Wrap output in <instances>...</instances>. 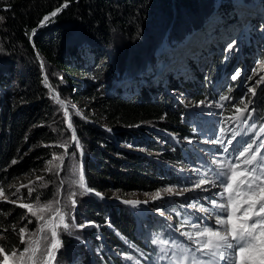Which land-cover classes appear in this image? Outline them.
<instances>
[{"label": "trees", "instance_id": "1", "mask_svg": "<svg viewBox=\"0 0 264 264\" xmlns=\"http://www.w3.org/2000/svg\"><path fill=\"white\" fill-rule=\"evenodd\" d=\"M65 3L67 7L39 28L45 16L50 17ZM254 9L250 26L256 33L264 32V0H0V187L5 189L21 176L38 171L60 150L58 144L65 137L69 145L72 142L65 116L62 137L58 136L53 118L58 112L63 114V108L44 85L39 57L48 83L69 102L71 130L79 141V147L70 152L75 153L84 183L92 190L79 199L77 212L85 225H91L87 238L95 256L72 255L75 238L61 227L62 246L53 264H147L156 259L159 251L152 239L170 240L173 232L158 227L150 234L137 232L134 221L120 208L106 205L105 193H147L181 183L153 154L178 166L185 160L182 148L188 146L171 143L162 148V138L150 139L143 133L144 125L183 140L192 138L195 126L189 125L170 92L192 90L194 100L221 102L220 95L227 91L213 87L215 76L221 74V67L228 70L231 65L220 66L219 50L233 40L237 28L243 30L239 13ZM207 36L214 38L215 44L208 45L213 59L201 72L183 80L181 74L195 66L186 62L179 67L176 57L194 38ZM223 38L231 40L221 44ZM245 63L249 65L251 60ZM52 66L61 68L67 78L75 71L87 74L83 86L74 87L66 80L59 84L50 74ZM230 95V102L222 101L225 115L242 96L240 92ZM70 98L88 100L98 118H80ZM250 107L256 109L254 121L264 123V94ZM100 117L106 126L99 124ZM140 146L153 154L135 151ZM13 160L17 163L12 164ZM39 196L53 197L50 191H41ZM180 202H174L172 208L179 213L177 223L181 225L190 217L178 206ZM65 205L63 201V208ZM8 211L7 206L0 207V235L6 237L0 244L10 253L25 246L11 229L15 224L18 232L20 211ZM27 227L35 231L36 221ZM125 255L134 260L124 259Z\"/></svg>", "mask_w": 264, "mask_h": 264}, {"label": "rangeland", "instance_id": "2", "mask_svg": "<svg viewBox=\"0 0 264 264\" xmlns=\"http://www.w3.org/2000/svg\"><path fill=\"white\" fill-rule=\"evenodd\" d=\"M251 12H238V19H241V25L242 26V33H240V28L236 30L235 34L231 39H233L230 43H228L231 39L225 40V38L222 39L220 42L221 44H226L227 46H222L219 52L222 53V66L223 64L228 63L230 68L228 70H225V68L221 67V74L215 76L217 78V81L214 84V88H220L224 87V90L227 91L230 84L233 82H237L236 87L233 89L232 93L240 92L242 95L246 94V90L249 86H252L255 84V81L259 79V76L253 77V73L256 72L261 65V62H264V32L260 31V33H256L254 28L250 26L252 19H250V16L255 17L256 10H249ZM51 17V16H50ZM262 19V18H260ZM262 21V20H261ZM47 22V21H46ZM46 22H44L43 26H45ZM262 24V23H261ZM259 24V25H261ZM41 26V27H43ZM238 36L241 40H238ZM223 37V36H222ZM218 40L221 39L220 37H217ZM214 38L212 36H207L206 38L203 37H197L194 38L188 46L183 48L178 56L176 57L178 60H180L177 64L179 67H183L186 62L189 64L191 63L192 66H195L194 68H191L190 72H184L182 73L183 80H187L189 78H192L194 75V72L199 73L203 69V66L205 63L210 62L213 59V55H210L208 52V46L209 44H215ZM234 44V47L231 50H228V45ZM233 50V51H232ZM217 51V54L219 53ZM251 63L248 65V63H245L246 61H250ZM190 61V62H189ZM38 62L40 64L41 68V59L38 57ZM243 65L244 67L240 69V66ZM45 67L42 70V78L44 79V76L46 75V72L44 71ZM195 69V71H194ZM239 70L241 72V76L236 80L233 81L231 79V76ZM50 74L52 77H54L59 84H63V81H69L73 83V86H83L84 80L87 77V74H81L78 71H75L70 75V79L67 78V74L62 72L61 68H57L56 66H52L50 69ZM260 75H264V72L260 73ZM94 78H90L92 80ZM195 82V80H194ZM260 89H264V85L260 86ZM260 89L257 90V96L254 98L255 102H257L261 91ZM173 100H175L176 103L180 104L183 108V115L184 118L190 121V126L194 125L196 132L192 135V138L188 139H182L181 137H178L177 134H174L169 131H164L156 128L155 126L151 124H145L144 125V131L143 133H146L150 139L152 138H162L163 144L162 148L164 147H170V144H182L184 146H188L186 149H183L182 155L185 158L182 162L179 163V165H174L169 162H164L163 157L160 156L159 153L153 154L152 152L148 151L147 147L140 146L139 148H134L135 151H142L144 153H151L156 159L157 163L162 165V167H165L168 165L171 169V173L173 175H176L180 178L181 183L173 186H167L160 188L155 191L147 192V193H123L120 191H110L105 193L104 201L106 205L112 206L115 209L120 208L124 214L129 216L135 223V230L137 232H141L143 234H150L151 231L155 228H166L173 232V237L179 239L180 241L189 244L188 242H185V237L180 235V232L177 231V229L180 227V224L177 222V217H179V213L174 211L172 208V205L177 200H180L181 202L178 203V206L181 207L184 211H186V214L190 217L189 220L193 223H201L203 226L204 224H207L208 226H215V217L211 216L209 218L210 213H201L198 211L199 207H204L211 209V202L207 197H211L212 199H219L214 195V193L220 191L221 189L218 188H211L209 187L210 191H203L200 189H196L192 192H186L183 195H169L164 193L162 190L168 187H172L177 190V192L186 187H194L195 182L202 178L206 173L208 175H211V172L207 168L206 164L215 167L216 163L219 162L215 158H213L210 152L212 154L216 155L218 152V149H214L211 146H216V144H209L207 145V141L205 140L206 136L208 135L207 127L211 126L213 129L216 128V125L218 122H224V118L227 116H230L233 114L232 105L229 106V115H225V107L220 108L217 107L218 103L217 101H211V100H194V93L191 90L189 93H183L178 91H171L170 92ZM72 98H70L71 100ZM72 102L70 105H74L73 111L80 117L85 120L92 118H98V112L95 110L93 106H91L88 103V100L79 98L76 101L71 100ZM200 101H204V104H200ZM253 104V105H254ZM211 105V106H209ZM252 105V106H253ZM68 107V105H67ZM173 107H176V105H173ZM251 108V107H250ZM69 113V112H68ZM247 115V113H245ZM64 119V109L63 114L58 112L54 118L53 122L55 124V127L58 129V136L62 137L61 134V124ZM66 124L69 123V116L66 119ZM101 126H106V123L102 120L100 117L98 120ZM233 122V121H227V123ZM242 123V122H240ZM192 124V125H191ZM72 132V130L70 129ZM72 136V133H71ZM152 137V138H151ZM65 141L68 142V137H65L61 143L58 144V147H60V150L56 151L52 154L51 159L53 161L52 165H49L48 162H46L38 171L32 170L27 175L21 176L20 178L13 181L10 185H16V187H20V185H28L29 187L35 188V191L33 192L32 196H28V188L22 187L20 189V193L17 194L18 196L23 197V202L25 203H35V199L37 196H39V193L41 191H50L53 195L52 199L55 200L56 198H59L61 201V206L64 201L66 203L64 208V211L69 213V216L66 218V221L71 222L70 223V234L73 235L75 238V247L70 251L72 255H92L95 256V252L93 251L92 244H90L88 241L89 236L88 230L91 227V225H87L86 227H79L80 225H85L86 222L83 221V218H79L80 215L77 212V206L79 199L84 195L82 193V190L73 183V181L77 180L79 178V166L76 160L75 153H71L70 150L73 147H77L75 142H71L68 149L67 154L65 155V149L64 147H61L59 145L63 144ZM165 144L169 146H164ZM191 141V143H189ZM206 148H211L208 152V150H205ZM214 151V152H213ZM56 155L57 157L63 156V163L59 159L53 160V155ZM49 160V161H50ZM51 167V171H47L46 169ZM37 177H43V180H37ZM63 182V183H61ZM46 184L47 187H42V185ZM5 195L9 197L10 200H16L17 196H13L12 193L16 191L15 187L10 188L9 186L5 189ZM157 191H161V198L159 199H153V194ZM71 192H76L77 196L75 197L77 204L75 208H72L67 203V197ZM40 197V196H39ZM46 198L40 197L41 203H47L48 201ZM131 202H137V203H128ZM191 205H196V208L191 207ZM1 206H7L10 212L12 209L19 210L20 211V218H19V224L18 228L27 225V219H23L22 216L27 214L26 209H22L17 207L15 204L4 202L3 200H0V207ZM56 207V205H54ZM7 213V212H6ZM163 213V215L161 214ZM47 215V214H46ZM29 219L35 220L33 217H28ZM74 218V220H73ZM79 218V219H78ZM185 221V220H184ZM183 221V222H184ZM182 222V223H183ZM60 229V228H59ZM59 229L57 231L59 232ZM190 228H184L183 231H190ZM87 234V235H86ZM49 236V232H45L40 234L41 237L43 236ZM90 237V236H89ZM173 238V239H174ZM27 239V238H26ZM1 241V240H0ZM21 243V242H20ZM90 244V245H89ZM1 245V244H0ZM24 245V244H21ZM25 246V245H24ZM41 246L46 247V243L43 239H41ZM20 250V249H15ZM79 251V252H78ZM6 253H8L7 250H5ZM10 254V253H8ZM39 255V254H38ZM3 260V256H0V261ZM95 263V261H94ZM93 263V264H94Z\"/></svg>", "mask_w": 264, "mask_h": 264}, {"label": "snow or ice", "instance_id": "3", "mask_svg": "<svg viewBox=\"0 0 264 264\" xmlns=\"http://www.w3.org/2000/svg\"><path fill=\"white\" fill-rule=\"evenodd\" d=\"M64 7H67V3ZM59 11L61 9L53 11L50 14L51 17H55ZM49 19V16H45L41 21V26ZM233 47L234 44H229L228 50ZM43 68V62H41V69ZM262 72H264V62H261L258 70L253 73V76L258 75L259 79L255 81L254 85L247 88L246 94L242 95L237 103L232 104L233 114L224 118V122H242L246 129L243 135L248 136L249 139L238 140L241 133L233 130L231 136L225 140L226 129L221 127L220 135L211 143L220 145L223 153L227 155L220 162L214 161L216 169L212 174L206 173L195 182L194 187L182 188L178 192L172 187L162 190L169 195H183L196 189L210 191V188L205 186L221 189L214 193L219 198L218 200L207 197L211 202V209L204 207L198 209L201 213H210L209 218L214 216L215 226L207 224L202 226L201 223H193L191 220L185 219L177 231L189 241V244L177 243L175 240L170 241L160 236L152 239L151 243L156 245L159 251V261H167L168 264H264V123L258 125L254 121L253 113L256 112V109L255 107L250 108V105L255 102L257 90L261 85H264V75H260ZM240 76L241 72L237 70L231 79L236 81ZM43 82L52 93L55 102L64 109V116L67 119L69 116L67 104L69 102L61 99L55 93L48 83L47 75L44 76ZM232 91V88H228L225 94L220 95V101L230 102L233 99L230 95ZM260 91L261 94H264V89H260ZM204 103V101H200V104ZM217 107L224 108L225 104L218 103ZM250 121L251 123H249ZM237 126L239 127V123ZM68 128L72 129L71 122L68 123ZM71 141L79 147L74 129ZM59 146L64 147L66 155L69 143L65 141ZM56 159L63 163V156L57 157L54 154L53 160ZM16 163V160L12 161V164ZM48 164L52 165L53 161H48ZM46 170L51 171L52 169L49 167ZM37 180H43V177H37ZM73 183L82 190V193L92 191L84 183L82 170L79 172V178ZM9 187H15L16 191L12 195L17 196V199L10 200L5 195L4 188L0 187V200L26 209L27 214L22 218L27 219L28 224L33 223V220L28 218L29 216L35 218L36 229L30 231L27 225H24L17 232L16 225H11L12 231L18 234L21 244H24L25 247L23 250L14 249L8 254L5 252V246L0 245V256H3L0 264H53L56 259L55 253L62 246L57 229L62 227L65 231L69 230L70 224L66 222L69 213L64 211L59 198L41 203L40 197L37 196L35 203H25L23 197L17 195L20 193V189L27 187V194L31 197L35 188L28 185H20V187L9 185ZM42 187H47V185L44 184ZM76 196V192H71L67 197V203L72 208L76 207ZM152 198L154 200L161 198V191L154 193ZM128 203L137 202L129 201ZM191 207L196 208V205H191ZM161 214L163 215V213ZM86 226L80 225L79 227ZM184 228L191 230L183 231ZM4 231L7 232L8 229L5 228ZM45 232H49L50 237L40 236ZM3 239L6 237L0 235V240ZM41 239L45 241L46 247L42 248ZM124 259L134 260V257L125 255Z\"/></svg>", "mask_w": 264, "mask_h": 264}, {"label": "water", "instance_id": "4", "mask_svg": "<svg viewBox=\"0 0 264 264\" xmlns=\"http://www.w3.org/2000/svg\"><path fill=\"white\" fill-rule=\"evenodd\" d=\"M64 8H65V7H61L60 9L62 10V9H64ZM60 12H61V11H59V12L57 13V15H58ZM57 15H56V16H57ZM56 16H55V17H56ZM50 18H54V17H50ZM40 27H41V23H40V25H39V28H40ZM36 31H37V30H34V34H35ZM34 34H33V35H34Z\"/></svg>", "mask_w": 264, "mask_h": 264}, {"label": "bare ground", "instance_id": "5", "mask_svg": "<svg viewBox=\"0 0 264 264\" xmlns=\"http://www.w3.org/2000/svg\"><path fill=\"white\" fill-rule=\"evenodd\" d=\"M218 90V89H217ZM242 95V94H241ZM192 125V124H191ZM213 146V145H212ZM211 148H206L205 150H208V152H209V150H210Z\"/></svg>", "mask_w": 264, "mask_h": 264}]
</instances>
